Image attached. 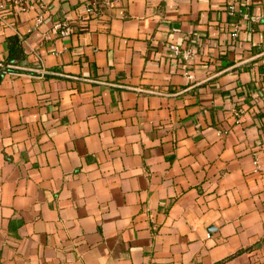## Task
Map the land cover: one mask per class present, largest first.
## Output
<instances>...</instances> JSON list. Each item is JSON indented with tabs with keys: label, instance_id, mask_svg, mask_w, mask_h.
Here are the masks:
<instances>
[{
	"label": "crops",
	"instance_id": "0c3cea01",
	"mask_svg": "<svg viewBox=\"0 0 264 264\" xmlns=\"http://www.w3.org/2000/svg\"><path fill=\"white\" fill-rule=\"evenodd\" d=\"M111 1L0 0V264H264V0Z\"/></svg>",
	"mask_w": 264,
	"mask_h": 264
},
{
	"label": "built area",
	"instance_id": "2783aa9c",
	"mask_svg": "<svg viewBox=\"0 0 264 264\" xmlns=\"http://www.w3.org/2000/svg\"><path fill=\"white\" fill-rule=\"evenodd\" d=\"M241 0H230L228 10L230 14H237L239 11V3ZM13 4L17 6L19 11H36V26H40L48 12V2L47 0H12ZM104 5H111V0H103ZM101 5L99 3H95V5H91L87 8L88 12H91L93 15H98L101 9ZM242 19L245 20H255L254 18L250 17V15L246 12L242 13ZM54 28L57 31L59 35L62 37H67L72 34L73 27L70 20L63 19L54 24ZM241 31V25L240 23H235L234 27L232 29V35L234 37H237L240 35ZM197 34V33H196ZM172 52L175 54V56H178L180 60L182 61H190L195 56V49L188 48L186 50H182L178 45H172L171 46ZM185 75L193 79L194 75L190 71H186ZM240 120H237L239 122ZM258 163V161H256Z\"/></svg>",
	"mask_w": 264,
	"mask_h": 264
}]
</instances>
